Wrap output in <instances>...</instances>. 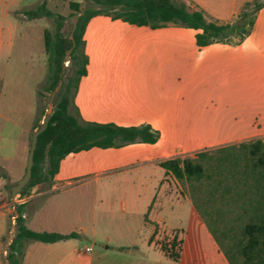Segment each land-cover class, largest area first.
I'll use <instances>...</instances> for the list:
<instances>
[{
    "label": "crops",
    "instance_id": "1",
    "mask_svg": "<svg viewBox=\"0 0 264 264\" xmlns=\"http://www.w3.org/2000/svg\"><path fill=\"white\" fill-rule=\"evenodd\" d=\"M15 1L0 0V13L19 19L21 14L26 17L25 11L35 9L42 1L47 2L49 9L52 3V0H37L35 5L33 2L28 5L19 2L18 6L12 7ZM72 1L81 3V0ZM185 1L202 10L210 20L228 23L234 22L244 6L255 0ZM257 1L261 3V7L255 13L249 33L242 39L250 43L253 52L246 54L232 52L226 58L220 52H206L204 49L212 43L197 45L198 30L193 29L194 38L189 42L194 48L187 54V69L182 71L179 70L178 60L180 28L171 25L152 28L101 14L87 21L83 40L88 62L86 73L80 77L74 90L73 107H76L80 117L88 122L111 123L118 126L149 125L158 133V139L154 143L135 141L119 146H93L70 152L60 160L53 177L33 185L28 192L29 200L19 205L25 225L33 231L59 234H75L78 231L84 235L87 227L80 216L61 211L59 202L68 194L75 197L83 196L88 192V188H84L83 185L75 186L74 183H78L77 180L89 181L86 178L92 176L94 203L97 202V207L94 208L98 212L89 224L93 238L95 228L105 230L107 243L113 240L119 252L112 250L109 244L102 245V248L95 251L91 244L78 247L75 243L76 235L52 243L30 239L24 242L20 264H169V262L181 263L186 258L188 259L186 262L189 263L191 260H197L199 255L208 254L205 253V247L201 243L185 247L183 235L191 226L187 225L182 217H177L179 202L172 203L169 208L166 207L170 213H163L161 209L155 210L153 203L150 206V201L155 200L153 195L147 193L145 188L141 187V183L149 174L162 169L165 178L179 185L177 179L160 166V162L168 158L183 157L191 152L253 138L264 140V128L250 127L249 119H245V123H242L243 126L240 128L243 133L238 134L237 137H220L214 141L198 142L186 147L173 146V142L183 133L179 125L182 121L179 101L181 93L195 104L196 84H203L213 95V91L220 83L219 101L215 113L218 108L219 113L222 112L224 99H228L233 90L241 89L243 83L246 84V88L252 90L253 95V98L249 95L245 103L264 106V0ZM13 12L17 13L13 14ZM9 26L6 34L9 35L7 38L10 41L13 24ZM3 34L0 25V42H3ZM164 57L167 59V65L169 64L166 70L163 66ZM215 61L220 66V73L226 70V74L222 77L220 75V78L211 84L210 70H218L213 68ZM245 68L251 69L253 77L246 80L250 83L243 79L242 70ZM181 80L188 83L184 92L180 89ZM227 88L231 89L230 93L226 92ZM210 97L212 98L211 94L208 99ZM233 101L235 103L231 107L236 106V99L230 100L225 106L229 107ZM252 109L256 110L254 113L259 112L264 116V109L262 111L254 107ZM229 115L234 118L233 126L236 125L239 121L236 119V114L230 111ZM230 121L228 119V122ZM189 132L188 136L193 137L195 133L192 128ZM203 136L211 138L210 135ZM24 150L25 145H23V154ZM122 152L129 159L128 163L131 166L130 170L125 172L131 173L129 181L126 174L121 178L102 180L100 175L104 174L108 165L100 162L99 159L107 158L110 162L123 157ZM64 184L70 186L66 187ZM186 198L191 204L195 227L199 232L205 233L209 239L207 240L211 249L209 256L217 258L215 263L220 261L229 264L202 216L195 209L191 198L189 196ZM157 204L159 205L160 202ZM13 209L14 215H17L16 207ZM163 233L181 241L179 257L176 261L168 257L156 243L158 236ZM88 246L91 247V251L79 255V250ZM122 246L127 249L126 252L120 249ZM186 248L189 254H186ZM5 260L2 264H5Z\"/></svg>",
    "mask_w": 264,
    "mask_h": 264
},
{
    "label": "trees",
    "instance_id": "2",
    "mask_svg": "<svg viewBox=\"0 0 264 264\" xmlns=\"http://www.w3.org/2000/svg\"><path fill=\"white\" fill-rule=\"evenodd\" d=\"M97 7L80 9L81 3L68 1L69 7L77 16L71 38L61 32L64 16L51 11L45 1L35 9L25 11L26 17L35 19L53 17L56 22L55 34H44V46L48 53L49 85L53 91L62 81L61 89L54 99L51 118L46 129L39 134L34 152L32 177L27 187L47 180L57 172L60 160L70 152L89 149L93 146H119L135 141L154 143L158 133L149 125L118 126L111 123L84 121L76 107L72 105L74 90L81 76L86 73L88 62L85 53L83 32L87 21L95 15H107L136 25L152 28L170 24L183 25L198 30L196 43L207 45L238 35L243 39L250 31L261 3L255 0L247 3L234 22L219 23L210 20L202 10L185 0H85ZM68 57V59H66ZM69 65L64 66V61ZM69 68V69H68ZM71 70V75L62 79L61 73ZM215 151L212 158L210 152ZM165 172L178 181L194 185L207 183V209L201 208L196 198L191 201L202 216L205 224L219 245L229 264H264V140L253 138L237 144H228L196 152L194 157L176 156L160 162ZM198 189L202 187L199 185ZM25 188V189H26ZM25 189L21 192L24 193ZM221 197L228 211L235 213L227 219L213 215L210 201ZM209 207V208H208ZM15 237L8 245L7 264H20L24 242L35 240L52 243L74 237L76 234L33 231L25 225L20 206H16ZM216 212L221 214L218 209ZM228 224V228L224 226ZM222 226L226 231H218ZM227 238V243L220 238ZM176 238L160 248L173 260L179 252L175 250Z\"/></svg>",
    "mask_w": 264,
    "mask_h": 264
},
{
    "label": "rangeland",
    "instance_id": "3",
    "mask_svg": "<svg viewBox=\"0 0 264 264\" xmlns=\"http://www.w3.org/2000/svg\"><path fill=\"white\" fill-rule=\"evenodd\" d=\"M36 1L37 0H16L11 6H18L19 4L17 3L19 2L22 5H28L33 2V5H35L34 3ZM68 1L52 0L50 10L57 15L60 14L64 16L65 19L63 20V25L60 30L65 36L71 38L77 16L80 13H76L72 10L69 7ZM38 3L39 2H37V4ZM88 6L94 8L97 7L89 1L86 2L85 0H81L80 9H84ZM16 13L17 12H13V14ZM25 18L26 17L22 14L19 16V19H17L0 13V25L4 32L3 42H0V205L5 203L3 206H0V264L4 262L8 251V245L15 237V220L11 217L14 215V209L12 206V200L10 199V189L25 172L31 134L38 123L42 120L49 103H54V99L63 83L62 81H59L53 91L47 90L49 85V59L44 46L43 31L44 34L47 31L50 35L54 36L56 27L54 18L42 17L35 20ZM10 24H13V30L9 41L7 38L9 35L6 34V32L10 28ZM170 25L174 26V28H180V38L178 40L179 70H186L188 67H186V58H188L187 54L189 53V50L194 48V45L189 41L194 38L193 34L195 31L183 25ZM214 43L210 44V46L206 47L204 50L206 52H220L224 58L232 52L242 54L253 52V48L250 43L243 41L235 34L229 35L226 39L218 41V45L216 42ZM66 59H68V57ZM163 59L164 70H166L169 64L167 65L166 57ZM69 64V60H66L63 63L65 67ZM213 68H217L218 70H210L211 84L220 78V75L222 77L226 74V70L220 73V66L217 61H215ZM61 75L62 79H65L67 76L71 75V70H67L65 73L63 71ZM242 76L245 81L247 79H252L253 76L251 74V69L245 68V70H242ZM179 85L181 92H184L183 90H185L188 83L181 80ZM195 88V104L191 103V99L189 100L187 96L184 97L181 93L179 101L180 116L182 121L179 125L180 131L183 133H181L180 137L173 142L174 147H186L198 142L206 143L214 141L220 137H237L238 134L243 133L240 128L243 126L242 123H245V119H249L250 127H255L257 129L258 127L260 129L264 128L263 114L259 112L254 113L256 110L252 109V107H254L262 111L264 106H257L255 105L256 103L248 105L245 103L249 95L250 98H253L252 90L246 88L245 83L242 84L241 89L238 88L237 91L233 90L231 93L230 88L226 89V92H229L230 94L228 99H224V106L222 108V112L220 111V113L218 110L219 108L215 113L216 104L219 101L218 93L220 91V83H218L215 91H213V95L212 92L205 89L203 84H196ZM210 94L212 98L210 97L208 99ZM210 99H212L211 102ZM233 99L237 100L236 106L231 107V105L235 103L233 101L230 103L229 107H226L225 105ZM188 110L190 113H188ZM201 111L202 113H200ZM204 111L206 112V115ZM230 111L232 114H236V119L239 120L234 126L232 124L234 122V118L229 115ZM228 119L231 121L228 122ZM190 128H192L195 133L193 137L188 136L190 134ZM203 135H210L211 138L208 139ZM23 145H25L24 154L22 152ZM216 147L218 146L213 148ZM210 153L212 158L216 155L215 151ZM195 154L196 152H191L183 157H194ZM123 155V157L114 159L110 162H108L107 158L99 159L100 162L110 166H107L104 174L100 175L102 180L108 178L116 179L117 177L121 178L123 174H126V176H128L127 181H129L131 173L125 172L129 171L131 166L128 163L129 159L126 158L124 153ZM93 179L94 178L92 176H89L86 178V180L89 181L85 180L86 182H84L77 180L78 183H74L75 186L83 185L84 188H88V192H86L83 196L78 195L77 197L70 194L63 196L59 202V209L70 214H78L83 224L87 227L84 235H82L81 232H75L77 236L75 243L78 247L91 244L95 251L102 248V245L109 244L112 250L119 252L117 248H115L116 243L113 240L110 241V243H107L105 230L95 228V236L93 238L92 230L89 224L98 214V212L95 211L97 202L94 203V191L92 187L94 184ZM178 184L179 185H176L171 179L165 178L164 171L159 169L155 173L149 174L146 180L142 181L141 187L145 188L147 193L153 195V199L155 200L150 201V206L153 203V209L155 210L161 209L163 213H170L167 208H169L172 203L179 202L177 217H182L184 222L191 226L190 229L185 230V234L183 235V243L185 247L201 243L205 247V253L208 254L202 256L199 255L197 260H191L189 263L186 262L188 260L186 258L181 261V263L169 262V264H224L220 261L215 263V259L217 258L215 256L213 258L209 256V250H211L207 243V240L209 241V239L206 237L205 233L199 232L195 227V223L192 218L191 204L186 198L187 196H193L201 204V208L207 209L208 191L211 186L207 183H201L199 185L202 188L198 189L199 185H194L192 188V185L186 181H178ZM64 185L66 187L70 186L66 184ZM31 189L32 187H27L24 193L28 194ZM212 200L213 201H210V206H212L213 215L216 214V216L223 218L225 221L235 215V213L228 211L230 206L226 205L225 200L221 199V197L214 199L213 196ZM157 202H160V204L158 205ZM160 206L162 208H160ZM117 209L119 212V206ZM218 209L221 211V214L216 212ZM122 216L124 217V215ZM173 216L175 217L174 214ZM224 226L228 228V224L224 223ZM225 227L220 226L218 231H221V233L223 230L226 231L227 228ZM173 237L174 236L172 235L168 237V235L164 233L160 234L156 239V243L159 245H162L163 243L169 244ZM223 237V234H221L220 238ZM223 242L227 243L226 237H224ZM204 243L206 245H204ZM180 247L181 241L177 238L175 250L179 252ZM120 249L125 250L123 252H126L127 250L123 246ZM186 254H189L187 248ZM5 264H7L6 260Z\"/></svg>",
    "mask_w": 264,
    "mask_h": 264
},
{
    "label": "water",
    "instance_id": "4",
    "mask_svg": "<svg viewBox=\"0 0 264 264\" xmlns=\"http://www.w3.org/2000/svg\"><path fill=\"white\" fill-rule=\"evenodd\" d=\"M54 104L52 102L49 103L42 120L38 123L36 128L33 130L31 134V140H30V147L27 155L26 165H25V172L23 175L12 185L10 189V199L13 200V198L21 193L29 183L32 177V166L34 164V152L37 145L38 136L40 133H42L51 118L52 111H53ZM12 241V240H11Z\"/></svg>",
    "mask_w": 264,
    "mask_h": 264
},
{
    "label": "built area",
    "instance_id": "5",
    "mask_svg": "<svg viewBox=\"0 0 264 264\" xmlns=\"http://www.w3.org/2000/svg\"><path fill=\"white\" fill-rule=\"evenodd\" d=\"M29 200V194H25V193H19L17 194L13 200H12V206L15 208L17 205H22L25 204L27 201ZM17 215H13L12 219L15 220ZM91 251V247L88 246L84 249L79 250V255L84 254L85 252H90Z\"/></svg>",
    "mask_w": 264,
    "mask_h": 264
}]
</instances>
